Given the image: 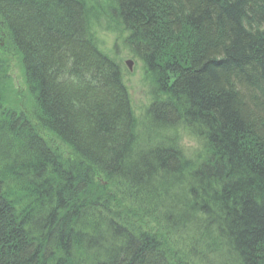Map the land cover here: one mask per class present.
I'll list each match as a JSON object with an SVG mask.
<instances>
[{"label": "trees", "instance_id": "16d2710c", "mask_svg": "<svg viewBox=\"0 0 264 264\" xmlns=\"http://www.w3.org/2000/svg\"><path fill=\"white\" fill-rule=\"evenodd\" d=\"M0 30V264H264V0H0Z\"/></svg>", "mask_w": 264, "mask_h": 264}, {"label": "rangeland", "instance_id": "374dc122", "mask_svg": "<svg viewBox=\"0 0 264 264\" xmlns=\"http://www.w3.org/2000/svg\"><path fill=\"white\" fill-rule=\"evenodd\" d=\"M89 4L90 0H86ZM103 3V2H101ZM95 37L99 41L98 48L100 51H103L108 56L112 57L116 61L122 63L125 67V61L127 59L132 61V69L128 70L125 74V81L127 87L132 97V105L134 112L138 117H141L149 104V95H147V89L142 83V70L140 64L135 60L128 52L127 49L119 41L118 48H114L116 35L112 32L102 30L101 28L95 29ZM4 32L0 30V47L3 45ZM10 68L9 75L12 77L13 82L16 84L15 87L22 86V77L20 69L18 66V61L12 56L9 55ZM182 130V129H181ZM180 130V131H181ZM180 143L188 149H192L196 146L195 142L188 137H182Z\"/></svg>", "mask_w": 264, "mask_h": 264}, {"label": "water", "instance_id": "95a60500", "mask_svg": "<svg viewBox=\"0 0 264 264\" xmlns=\"http://www.w3.org/2000/svg\"><path fill=\"white\" fill-rule=\"evenodd\" d=\"M127 66L129 67V69H132V61L131 60H127L126 61Z\"/></svg>", "mask_w": 264, "mask_h": 264}]
</instances>
